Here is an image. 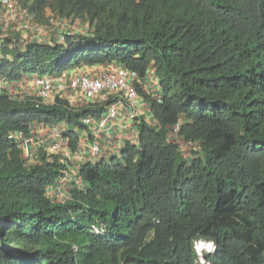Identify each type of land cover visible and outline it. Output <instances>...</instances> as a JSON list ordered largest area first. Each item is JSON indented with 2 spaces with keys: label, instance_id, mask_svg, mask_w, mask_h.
Segmentation results:
<instances>
[{
  "label": "trees",
  "instance_id": "obj_1",
  "mask_svg": "<svg viewBox=\"0 0 264 264\" xmlns=\"http://www.w3.org/2000/svg\"><path fill=\"white\" fill-rule=\"evenodd\" d=\"M38 23L47 11L88 23L65 42L4 39L0 77L120 64L153 67L163 102L142 120L139 144L82 164L69 199L47 189L57 159L27 166L9 136L34 123L84 116L65 102L45 106L0 95V264H201L196 244L213 239L204 264H264V0H19ZM195 148L186 156L169 141ZM75 150L77 138L71 132Z\"/></svg>",
  "mask_w": 264,
  "mask_h": 264
},
{
  "label": "built area",
  "instance_id": "obj_2",
  "mask_svg": "<svg viewBox=\"0 0 264 264\" xmlns=\"http://www.w3.org/2000/svg\"><path fill=\"white\" fill-rule=\"evenodd\" d=\"M51 20V25H40L19 0H0V27L13 24L20 35L22 47L29 41L44 43L54 38L64 43L65 35L74 33L72 21L68 18L56 16ZM55 31L57 35L52 38ZM88 32L78 29L75 33ZM3 41L0 40V48ZM139 90L151 99L163 102L159 78L153 67L143 77L120 64L80 65L50 76L25 75L19 83L0 77V95L6 94L13 100L29 99L45 106H53L60 101L65 102L73 112L104 106L99 116L82 117L84 128L81 133L69 131L71 125L67 122H37L32 125L29 134L9 136L16 143L25 165L41 163V156H45L48 161L57 159L63 166L58 183L47 189L50 198L57 202L65 201V187L68 199L73 184L84 187L78 175L82 164H96L119 156L127 142L138 145L141 118L156 124L151 107ZM180 126L181 123H178L170 128L169 141L178 143L188 157L195 145L179 137ZM71 132L79 138L75 150L71 143Z\"/></svg>",
  "mask_w": 264,
  "mask_h": 264
},
{
  "label": "rangeland",
  "instance_id": "obj_3",
  "mask_svg": "<svg viewBox=\"0 0 264 264\" xmlns=\"http://www.w3.org/2000/svg\"><path fill=\"white\" fill-rule=\"evenodd\" d=\"M56 16H59L58 14H56V13H54V12H51V11H47V21L46 22H44V23H38V24H40V25H51V19H53V17H56ZM69 20H71L72 21V23H71V25H72V27H73V32L75 33L78 29H80L81 31H89V29H90V27H89V25H88V23H84L83 21H80V20H76V21H74V20H72V19H69ZM13 24H11V26L9 25V26H7L6 28H3L4 26H2V28L0 27V40H4V39H6V38H9L10 39V37H12V36H16V35H19V33H18V31H17V29L15 28V27H13L12 26ZM84 29V30H83ZM53 35H57V32L55 31V32H53V34H52V38H53ZM20 36V35H19ZM72 67H74V66H68V67H66L64 70L65 71H69V70H71L72 69ZM64 71V72H65ZM53 73V69H51L50 71H48V73H46V75H48V76H50L51 74ZM28 74V76H33V75H43L42 73H41V71L40 70H38V71H36V72H28L27 73ZM148 106L150 105L149 104V101H148V104H147ZM142 120H143V118H141ZM69 131H77V132H79V133H81V132H83V128H81V127H76V126H73V125H71L70 126V128H69ZM121 134V133H120ZM128 134V132L126 133V135ZM58 181H59V179L58 178H56L55 180H54V185L55 184H57L58 183ZM64 191V190H63ZM65 194H64V200L66 201V200H68V196L66 195L67 193H66V191L64 192ZM196 247H197V245H196ZM209 253H212V252H203L202 253V259L203 260H205V258H204V255L205 254H209ZM201 257V256H200Z\"/></svg>",
  "mask_w": 264,
  "mask_h": 264
},
{
  "label": "clouds",
  "instance_id": "obj_4",
  "mask_svg": "<svg viewBox=\"0 0 264 264\" xmlns=\"http://www.w3.org/2000/svg\"><path fill=\"white\" fill-rule=\"evenodd\" d=\"M196 251L199 256H201V264H204L202 259L203 252H214L216 249V242L213 239L203 240L201 239L197 244Z\"/></svg>",
  "mask_w": 264,
  "mask_h": 264
},
{
  "label": "crops",
  "instance_id": "obj_5",
  "mask_svg": "<svg viewBox=\"0 0 264 264\" xmlns=\"http://www.w3.org/2000/svg\"><path fill=\"white\" fill-rule=\"evenodd\" d=\"M54 37H55V36H54ZM54 39H56V38H54ZM66 188H67V187L64 188V192L66 191Z\"/></svg>",
  "mask_w": 264,
  "mask_h": 264
}]
</instances>
